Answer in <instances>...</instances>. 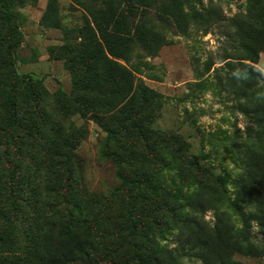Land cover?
Returning <instances> with one entry per match:
<instances>
[{"label": "trees", "instance_id": "16d2710c", "mask_svg": "<svg viewBox=\"0 0 264 264\" xmlns=\"http://www.w3.org/2000/svg\"><path fill=\"white\" fill-rule=\"evenodd\" d=\"M11 1L0 0V20L6 26L0 36V264H234L236 255L263 258L264 72L245 61L256 63L264 53V12L252 8L247 15L227 17L213 3L193 8L190 0H99L92 15L111 36L102 45L91 29H84L80 67H70L72 92L57 100L62 113L69 105L107 135L102 155L117 168L127 213L113 216L106 205L105 223L113 227L105 230L97 213L70 212L69 164L83 131L43 136L41 146L52 162L44 195L24 165L25 148L42 136L39 126L45 127L48 116L40 105L41 80L15 70L22 35ZM151 17L170 32L187 33L198 25L237 44L233 57L221 58L227 62L215 74L219 86L237 99L246 123L237 135L243 171L233 182L240 229L223 213L213 224L206 220L226 192L223 181L216 179L219 191L210 190L207 171L183 138L153 128L160 96L142 84L135 70L116 61L129 62L130 42L151 54L167 43L147 22ZM172 162H179L174 165L180 181L194 186L187 196L160 182V173ZM61 181L65 185L59 200L67 205L66 213L53 217L44 211L54 209L50 194L61 191ZM158 235L165 241L171 236L172 245H160Z\"/></svg>", "mask_w": 264, "mask_h": 264}, {"label": "rangeland", "instance_id": "374dc122", "mask_svg": "<svg viewBox=\"0 0 264 264\" xmlns=\"http://www.w3.org/2000/svg\"><path fill=\"white\" fill-rule=\"evenodd\" d=\"M99 3V0L10 2L22 35V42L14 55L15 70L20 76L41 80L43 95L40 105L48 116L45 127L39 126L42 136L25 148L24 165L29 169L31 179H37L40 192L44 195L46 179L52 173V162L49 163L41 146L45 143L46 137L43 136H53L58 130L64 134L83 131L84 137L69 164L71 174L68 194L73 197V206L68 207L71 206L70 212L76 214L82 211L81 214L87 217L97 213L101 227L111 230L113 224L105 223L106 205L111 215L116 217L125 216L127 211L123 202L126 192L121 189L116 175L117 168L102 155L107 135L92 120L80 118L69 105L67 113H62V106H58L57 100L72 92L70 67H80L84 29H91L102 45L111 36V32L92 15L96 12L95 8H99ZM210 3L216 5L227 17L247 15L252 8L264 12V0H190L189 4L193 8H200ZM149 20L147 22L167 38V43L151 54L139 44L130 42L129 62L120 59L116 61L135 70L142 84L160 96L158 116L153 128L183 138L189 146L190 155L199 161L201 169L207 171L210 190L221 189L216 179L223 181L226 192L223 195L220 193L221 201L215 210L206 213V220L213 224L216 215L223 213L240 229L241 223L233 209V182L243 171L242 161L237 156V148L241 144L237 135L246 123L237 109V99L219 86L215 74V70L223 68L227 62H221V58L233 57L237 44L219 35L217 30L205 33L200 26L191 25L187 33L170 32L155 17ZM5 30L6 26L0 20V36ZM66 58L69 63H66ZM263 60L264 53H260L256 63L250 59L245 62L264 72ZM224 73L219 71L218 75L224 78ZM175 163L178 165L179 162H172L170 168L160 173V182L172 192L187 196L194 186L190 187V180L180 181ZM64 185V181H61L60 186H57L61 191L55 196L50 194L53 197L49 202L54 209L44 211L53 217L66 213L64 208L67 205L59 200ZM258 238L261 239V236ZM110 239L113 240V237ZM157 242L170 245L172 237L168 236L165 241L158 235ZM234 264H264V257L236 255Z\"/></svg>", "mask_w": 264, "mask_h": 264}, {"label": "crops", "instance_id": "0c3cea01", "mask_svg": "<svg viewBox=\"0 0 264 264\" xmlns=\"http://www.w3.org/2000/svg\"><path fill=\"white\" fill-rule=\"evenodd\" d=\"M262 59H263V58H262ZM262 59H261V60H262ZM261 62H263V69H264V60H263V61H261Z\"/></svg>", "mask_w": 264, "mask_h": 264}]
</instances>
